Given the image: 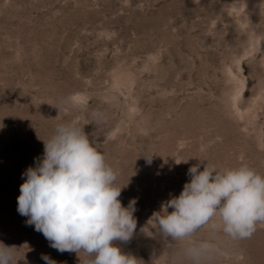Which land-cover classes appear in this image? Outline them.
<instances>
[{
  "label": "rangeland",
  "instance_id": "rangeland-1",
  "mask_svg": "<svg viewBox=\"0 0 264 264\" xmlns=\"http://www.w3.org/2000/svg\"><path fill=\"white\" fill-rule=\"evenodd\" d=\"M65 122L97 142L122 205L137 199L133 239L114 243L140 264H171L140 228L155 227L191 166L264 174V0H0V242L17 264H80L17 211L22 173ZM210 264H264V224L225 238Z\"/></svg>",
  "mask_w": 264,
  "mask_h": 264
},
{
  "label": "clouds",
  "instance_id": "clouds-1",
  "mask_svg": "<svg viewBox=\"0 0 264 264\" xmlns=\"http://www.w3.org/2000/svg\"><path fill=\"white\" fill-rule=\"evenodd\" d=\"M94 116L104 119L100 113ZM43 141V155L22 173L17 197V211L28 217L26 224L34 225L58 252H75L80 264H140L114 243L133 239L137 199L122 205L118 198L123 187L116 184L117 173L97 142L72 122L57 124ZM140 155L151 165L153 154ZM199 167L191 166L190 181L179 196L162 202L153 213L155 227L148 222L140 228L146 237L164 242L171 264H210L225 238H251L257 225L264 224V174L245 164L220 167L207 162L203 171ZM201 230L207 237L194 239ZM14 249L0 242V264H17ZM41 259L57 264L45 254Z\"/></svg>",
  "mask_w": 264,
  "mask_h": 264
}]
</instances>
